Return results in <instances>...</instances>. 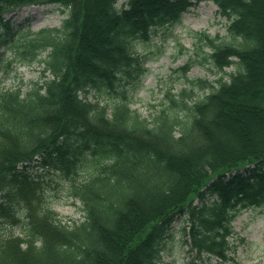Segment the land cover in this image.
<instances>
[{"label": "trees", "instance_id": "16d2710c", "mask_svg": "<svg viewBox=\"0 0 264 264\" xmlns=\"http://www.w3.org/2000/svg\"><path fill=\"white\" fill-rule=\"evenodd\" d=\"M203 1L230 22L228 37L193 32L144 117L131 107L148 71L135 44L173 36ZM47 4L66 14L60 25L17 31L5 16ZM36 62L42 81L0 86V264H164L177 219L190 264L229 259L240 211L264 207V0H0V73ZM194 64L219 77L189 76ZM33 163L67 183L81 221L51 208Z\"/></svg>", "mask_w": 264, "mask_h": 264}, {"label": "rangeland", "instance_id": "374dc122", "mask_svg": "<svg viewBox=\"0 0 264 264\" xmlns=\"http://www.w3.org/2000/svg\"><path fill=\"white\" fill-rule=\"evenodd\" d=\"M12 13L6 15L9 18ZM65 15L58 4L44 6L21 7L15 12L13 22L16 30L21 28L38 30L46 26L60 25ZM229 21L223 17L213 2H202L192 7L184 14L182 23L162 35H155L149 42L136 43L135 50L148 56L147 73L143 76L138 87L131 94L132 109L150 119L154 108L162 99L161 90L167 76L174 69L182 66L191 55L193 47V32L207 31L212 35L221 34L228 37ZM166 39V40H164ZM6 56L12 55L10 48L3 43ZM46 53L42 55L45 58ZM9 75L0 74V85L6 88L27 90L34 81L42 80L44 65L36 62L32 65L13 64ZM8 69V68H7ZM5 66L3 70L6 71ZM232 71L233 68L226 69ZM210 65L194 64L189 76L216 80L219 76ZM49 75V73L47 74ZM181 82L175 83L177 89ZM97 93L93 90L87 97L95 100ZM34 175L41 174L44 181V193L47 203L57 211L65 221L72 223L83 219L80 202L67 193V183L59 175H44V171L33 163L30 169ZM3 230L22 235L20 224L1 225ZM172 230L163 242L162 261L164 264H190L193 255L189 246L184 243L183 222L176 220ZM234 234L230 238L232 251L229 259L221 260L216 257L203 256L197 264H264V207L243 209L233 222Z\"/></svg>", "mask_w": 264, "mask_h": 264}]
</instances>
